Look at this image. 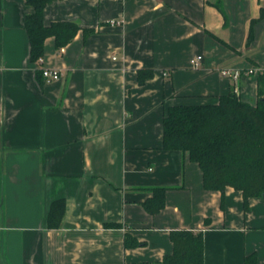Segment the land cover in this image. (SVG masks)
I'll list each match as a JSON object with an SVG mask.
<instances>
[{"label": "crops", "instance_id": "obj_1", "mask_svg": "<svg viewBox=\"0 0 264 264\" xmlns=\"http://www.w3.org/2000/svg\"><path fill=\"white\" fill-rule=\"evenodd\" d=\"M28 2L0 0V264H158L179 231L201 235L203 264H264V198L246 208L233 188L205 190L199 166L163 144L172 106L254 102L258 76L219 70H264V0L54 1L45 25L80 30L60 49L46 39L37 62ZM45 68L61 80L46 84ZM156 188L165 205L151 214Z\"/></svg>", "mask_w": 264, "mask_h": 264}, {"label": "trees", "instance_id": "obj_2", "mask_svg": "<svg viewBox=\"0 0 264 264\" xmlns=\"http://www.w3.org/2000/svg\"><path fill=\"white\" fill-rule=\"evenodd\" d=\"M54 1L61 0L28 2L33 8V14L26 20L33 62L43 57L46 39L53 37L60 49L71 43L80 30L74 22L45 25V9ZM152 75L140 71L139 81L144 83ZM39 76L42 78V73ZM258 83L259 98L254 104L240 100L231 92L217 104L172 106L164 119V149L187 154L199 166L205 190L224 193L227 188H233L241 192L246 208L249 199L264 198V74L258 77ZM153 192L145 207L156 214L164 208L166 189L156 188ZM65 210V200L52 204L49 228L62 226ZM172 240L173 254L158 264H203L201 235L179 231L172 234ZM125 244L127 247L140 245L129 237Z\"/></svg>", "mask_w": 264, "mask_h": 264}, {"label": "built area", "instance_id": "obj_3", "mask_svg": "<svg viewBox=\"0 0 264 264\" xmlns=\"http://www.w3.org/2000/svg\"><path fill=\"white\" fill-rule=\"evenodd\" d=\"M111 24H115V22H111ZM65 52L64 49L60 50V54H63ZM203 57L198 56L196 58H193L191 60V65L193 68H199L202 64ZM219 73L224 77L232 80H239L243 75H263L264 70L260 68H252L247 71L238 70L234 68H228V69H220ZM43 79L46 82V84H52L54 82H58L61 80V72L56 69H49L45 68L42 70Z\"/></svg>", "mask_w": 264, "mask_h": 264}, {"label": "rangeland", "instance_id": "obj_4", "mask_svg": "<svg viewBox=\"0 0 264 264\" xmlns=\"http://www.w3.org/2000/svg\"><path fill=\"white\" fill-rule=\"evenodd\" d=\"M253 76H258V77H259V76H261V75H253ZM241 78H242V77H241ZM241 78H240V79H241ZM240 79H239V80H240ZM230 80H232V79H230ZM233 81H236V80H233ZM237 81H238V80H237ZM258 89H259V88H258ZM234 94H236V92H235ZM236 95H237V94H236ZM237 96H238V95H237ZM238 97H239L240 100H243V101L248 102V103L250 102V101H246L245 99H243L242 96H238ZM258 98H259V91H258V92L256 93V95H255V100H254V102H250V103H252V104L256 103V101L258 100Z\"/></svg>", "mask_w": 264, "mask_h": 264}]
</instances>
